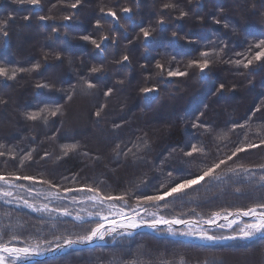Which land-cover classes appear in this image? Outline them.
I'll list each match as a JSON object with an SVG mask.
<instances>
[{
	"label": "trees",
	"instance_id": "obj_1",
	"mask_svg": "<svg viewBox=\"0 0 264 264\" xmlns=\"http://www.w3.org/2000/svg\"><path fill=\"white\" fill-rule=\"evenodd\" d=\"M74 2L41 0L33 7L0 0V21L12 17L7 37L0 33V66L32 69L40 64L34 71L18 72L14 80L0 77V175L31 176L46 181L36 182L41 187L59 192L90 186L102 195L124 196L122 202L147 216L199 225L216 213L264 211V57L253 59L248 68L231 63H246L260 51L255 45L264 40V0H81L72 9ZM165 3L174 7L166 9ZM85 4L88 9L81 13ZM102 7L116 11L119 23L102 13ZM125 7L130 14L122 11ZM181 11L186 15L181 17ZM69 14L73 18L65 21ZM40 16L51 19L41 21ZM79 16L80 29H86L72 33ZM142 28L152 30L147 42ZM82 35L98 42L101 36L109 39L98 50L81 40ZM202 51L210 53L203 74L188 67L201 59ZM125 55L128 61H123ZM158 62L188 75L160 74ZM92 67L102 70L92 73ZM87 81L96 87L87 89ZM38 83L51 87L40 89ZM221 83L225 88L217 91ZM144 87L156 91L144 96ZM108 88L113 92L105 97ZM57 107L60 112L48 116L47 123L26 118ZM193 123L201 126L193 128ZM91 129H96L94 136ZM71 144L78 146L76 151L64 155L62 146ZM192 144L205 153L185 156ZM236 147L248 150L227 160ZM28 154L31 158L25 160ZM221 159L227 160L216 173L222 179L205 178L159 205L144 202L145 195L199 175ZM97 222L43 217L0 200V242L11 241V246L56 247L90 232ZM238 230L236 225L229 232L210 233L236 235ZM31 264H264V239L202 243L139 232Z\"/></svg>",
	"mask_w": 264,
	"mask_h": 264
},
{
	"label": "snow or ice",
	"instance_id": "obj_2",
	"mask_svg": "<svg viewBox=\"0 0 264 264\" xmlns=\"http://www.w3.org/2000/svg\"><path fill=\"white\" fill-rule=\"evenodd\" d=\"M13 3L19 4V5H30L33 7H39L41 4V0H12ZM81 3V0H75L74 3L70 4V7L72 9H76L77 6ZM164 8H172L174 7V5H172L171 3H165L163 5ZM100 11L102 13H104L106 16L111 17L113 22L119 23V17L116 11H113L111 9L107 10V12H105V9L102 7L100 9ZM122 11L125 14H130L131 13V9L128 7H125L122 9ZM186 13L181 11L180 16L183 17L185 16ZM73 17L71 14L69 15H65L63 17V19L65 21H69L71 20ZM12 19L11 16L8 17V19L0 21V33H2L5 37H7L8 32H7V26L9 21ZM25 20H28L29 17L25 16L24 17ZM39 19L41 21H45L48 19H51V17L48 16H40ZM160 25H163L164 20L161 19L158 22ZM217 23H219V21H217ZM101 26V20L97 19L95 27L97 29H99ZM225 27H228L227 24H225ZM55 31V29H53ZM141 33L143 36V39L145 42H147L150 38V36L152 35V30L151 29H145L142 28L141 29ZM176 34L173 33V36H175ZM81 40L86 41V42H90L92 45L95 46L96 49L100 50L102 48L103 43L109 39L108 36H101L99 42L96 39H93L91 36L89 35H82L80 37ZM256 48L260 49L259 52H257L255 54V56L251 59H247V62H243L242 60H235V61H231V63H234L236 66H240L241 64L243 65L244 68H248L249 65H251L253 63V59H255L256 61H260L262 57H264V40H261L258 44L255 45ZM238 55H240L238 53ZM200 57L201 59L199 60H192L189 62L188 67H195L198 68L200 73H205V70L209 68V64H210V53L207 51H202L200 53ZM57 59H60L59 56L56 57ZM129 57L127 55H125L123 57V61H128ZM117 63H121V61H117ZM157 69L161 70V73H163V71L167 70V74L169 77H183V76H187L188 72L187 71H180V70H172V69H165L164 65H162L161 63H157L156 64ZM40 68V64H34L32 69H25L22 67L19 68H11L9 69L8 67L5 66H0V77H3L4 79L7 80H14L16 78V74L18 72H29V71H34L36 69ZM102 69L99 67H92L90 69V71L92 73H99ZM37 88L43 89V88H50L51 85L44 83V84H40L38 83L36 85ZM86 87L87 89L91 90L94 89L96 87V85L90 81L86 82ZM225 88V85L223 83L220 84L219 89L217 91H222ZM142 93L144 94V96H148L149 93H153L156 91L155 88H150V87H144L141 89ZM113 92L112 88H108L107 91L104 92V96L108 97L111 95V93ZM69 99H71V97H69ZM103 109H101L100 111H97L95 113V115L97 117H99L101 115V111ZM260 109L257 108L256 111H259ZM60 112V108H55V109H40L38 112H33V113H28L26 114V118L30 121H37L38 119H43L45 123H47L48 120V116H52L55 117L57 116V114ZM47 113V114H45ZM200 115H204V113H200ZM197 119H199V117H197ZM249 119H251V117H249ZM201 125H198L196 123H193V128H197L200 127ZM205 130L207 131V126H204ZM235 127H239V128H243L244 125L241 124H236ZM264 143V142H262ZM77 145L76 144H71V145H63L62 146V151L64 152V155H67L69 152L72 151H76L77 149ZM253 147H257V145H252L249 144L248 148H253ZM248 149L245 147H236V149L232 152V154L230 156L227 157V160H232L233 157L237 156L238 153L241 152H245ZM195 153H200V154H204L205 150L203 147L198 146L196 144H192L191 146V150L190 151H185L184 155L188 156V157H192ZM0 155H4L3 152H0ZM31 158V154H28L24 159H30ZM227 160L221 159L219 160V162L217 163H213L211 164L209 167H207L206 169H204L203 171H201V173L199 175H190L187 177H183L181 179H179L176 182H173L170 184V186H168L166 188V190H164L163 192H157L156 194H152V195H145L143 197L144 202L146 203H154L159 205L162 201L167 200L170 197H180L182 196V194H184L188 189L193 188V186L195 185H199L201 184L202 181L205 180V178H208L210 181L211 180H220L222 179V177L220 175H217V170L221 168L222 165H225L227 163ZM163 163V162H162ZM235 171V170H233ZM245 171H247L245 169ZM169 176H172V172H168ZM27 180L29 182H46V181H36V179L34 177L31 176H12V177H8L5 175H0V182H3L6 185H9V187H11L12 185L10 184V180ZM262 180H264V177H262ZM51 186V185H50ZM68 191H87L89 193H92L93 195L90 197V199H92L94 202L96 203H104L105 201H112V200H121L123 201L125 199L124 196H112V195H102L100 193L99 190L95 189V188H84V189H69ZM0 196L2 197H11L12 193L9 191H2L0 192ZM6 203L8 201H5ZM139 203V201H138ZM23 206L26 208L31 209L34 212H52V211H56L58 213V215H62V216H68L70 215L69 211L67 209H49L48 205H43V207L38 208L33 204H30L27 200H24L23 202ZM261 209H264V204L260 205ZM120 215H123V213H120ZM219 213H216L213 215V217L211 218V220L209 221H205L206 223H211L212 221L215 220L216 216H218ZM229 215H232V213H229ZM237 216H252L254 217V222L251 224H246L243 228L240 229L239 231V235L238 237L236 236H232V237H225V239H242V240H251L256 238L257 236H259L261 239H264V211L261 212H257L256 208H248L247 210L244 211H238L236 213ZM227 218V217H225ZM79 219V218H77ZM107 219V217H101V220H105ZM237 221L233 220L231 223H236ZM180 223H187L186 221H182L180 219H164L163 217H156L153 219L152 222L148 223L146 221H137L135 219V217H127L126 218V223L125 222H120L119 224H117L116 222H113L112 227L108 228L107 230H105V225L103 222L97 224L96 227L92 228L90 232H87L84 235H80L78 236L76 239H71V238H66L64 240V243L61 244H57L55 249H41L40 244H36L34 246H26V247H15V246H11V241L9 242H0V264H19L20 261H24V260H29L31 257L33 256H39L43 254V251H47V250H51V251H62L64 248H72L76 245H83V244H91L94 240H103L104 237L106 235H110L112 232L116 231L117 227H122V228H129V229H136L137 227H140L142 224L146 225L147 227L151 228L153 231H157L158 230V225L160 224H165L168 225V233L170 235H175L176 233L173 232L172 230V225L175 224H180ZM231 223L229 224V226H231ZM127 235H131V232H127ZM181 235L184 236H190L193 235V233L191 231L189 232H184L181 233ZM198 238L201 240H207V241H215L217 239V237H214L212 235H208L205 232H200L198 234ZM3 237L0 236V240H2ZM18 239V237L13 236L12 240H16Z\"/></svg>",
	"mask_w": 264,
	"mask_h": 264
},
{
	"label": "rangeland",
	"instance_id": "obj_3",
	"mask_svg": "<svg viewBox=\"0 0 264 264\" xmlns=\"http://www.w3.org/2000/svg\"><path fill=\"white\" fill-rule=\"evenodd\" d=\"M162 1V0H161ZM84 9H88V6L83 7L81 10V13L84 11ZM80 13V14H81ZM84 16V15H83ZM82 21V22H81ZM78 22V23H77ZM80 23V25H79ZM81 24H83L82 17L79 16V20L77 21L76 19L74 20V25L71 32L76 33V32H82L84 27L81 28ZM85 26V25H84ZM226 99V98H225ZM224 100H220V104L223 103ZM227 101V99H226ZM75 119V113L73 114ZM77 116V115H76ZM74 122V120H71V123ZM84 122V120H82ZM90 130V129H89ZM91 131H94L92 136L96 133V129H91ZM94 138V137H93ZM40 141H37L36 146L41 145L39 143ZM62 150V148H61ZM36 157V156H35ZM34 157V158H35ZM33 158V159H34ZM32 159V160H33ZM35 162V161H33ZM10 184L12 185L9 187V185L4 184L3 182H0V192L2 191H9L12 193L11 197H2L0 196V200L8 201L7 204L9 205H15V207H24L23 202L24 200H27L30 204L35 205L38 208L43 207V205H48L49 209H67L70 213V215L66 216L67 218H70L74 222H83L88 219H96L98 222L97 224L103 222L105 225V230L108 228H111L112 226V221H117L118 219L124 218L126 221L127 217H135L137 221H146L148 223L152 222L154 218L159 217V216H147L144 214V212L141 210V208L137 207H128L124 202L120 200H112V201H105L104 203H96L90 197L93 195L92 193H89L87 191H69V192H59L55 189H49V188H44L41 187L38 183L36 182H29L27 180H10ZM90 187V186H89ZM29 209V208H28ZM31 210V209H30ZM258 212V211H257ZM39 213V215L43 217H48V218H54L58 216V213L56 211L52 212H36ZM120 213H123V215H120ZM259 213V212H258ZM229 214L226 215H218L216 216L215 220L212 221L211 223H203V225H193V224H187V225H182L180 224H175L172 225V230L175 232V235H170L168 233V227L165 224H160L158 225V230L153 231L151 228L147 227L146 225H141L140 227L136 228V231L131 232V230L128 229H123L121 227H117L115 232H112L110 235H106L103 240H95L96 243L102 242V241H107L111 240L112 237H117L121 235H126L128 237L134 236L135 234L139 232H144V233H153L155 235L163 236V237H179V238H193L196 239L202 243L207 242V240H201L198 238V234L200 232H205L208 235H212L214 237H217L215 241L216 243H223L226 241H230L231 239H225V237H232L236 236L238 237L239 234L236 233V235H231V234H218L214 235L210 233L211 230L214 229H221L224 230L225 232H229L232 228H234L236 225H239V230L243 228L246 224H251L254 222V217H251V219H248L246 216L244 218H238V217H230L225 219ZM101 217H107L105 220H101ZM79 218V219H77ZM211 220V219H210ZM233 220L237 221L236 223H231ZM209 221V220H208ZM231 223V226L229 224ZM119 224V222L117 223ZM97 226V225H96ZM94 226V227H96ZM93 227V228H94ZM123 229V231L121 230ZM135 230V229H133ZM191 231L193 235L190 236H184L181 235V233L184 232H189ZM127 232H131V235H127ZM16 247V246H15ZM54 247H43V249H54ZM43 251V254L48 252ZM40 256V255H39ZM38 256H33L29 260H24L20 261L19 263L24 264H31L37 261L41 260H35L34 262H26V261H32L31 259H34Z\"/></svg>",
	"mask_w": 264,
	"mask_h": 264
},
{
	"label": "water",
	"instance_id": "obj_4",
	"mask_svg": "<svg viewBox=\"0 0 264 264\" xmlns=\"http://www.w3.org/2000/svg\"><path fill=\"white\" fill-rule=\"evenodd\" d=\"M237 213V212H236ZM236 213H232V215H228L227 218H230V217H238V218H244L246 216H237ZM252 216H249V217H246L248 219H251ZM225 218V219H227ZM187 223H181L182 225H187V224H195V225H198L196 222H193V221H186ZM96 243V241L94 240L91 244H83V245H76L72 248H64L62 251H51L49 250L48 252L34 258V259H31L32 261H26V262H34L35 260H44L46 258H50V257H54L62 252H64L65 250H68V249H83V248H87V247H91L93 246L94 244ZM62 245V244H61ZM56 248V247H55ZM54 248V249H55ZM19 264H22V263H19ZM25 264V262H24Z\"/></svg>",
	"mask_w": 264,
	"mask_h": 264
},
{
	"label": "bare ground",
	"instance_id": "obj_5",
	"mask_svg": "<svg viewBox=\"0 0 264 264\" xmlns=\"http://www.w3.org/2000/svg\"><path fill=\"white\" fill-rule=\"evenodd\" d=\"M1 201H3L4 203H6L4 200H1ZM125 222L126 223V221L124 220V218H122L121 219V217H120V219H118L117 221L115 220V221H112V224H113V222H116V223H120V222ZM197 223V222H196ZM198 224V223H197ZM193 225H195V224H193ZM199 225V224H198ZM168 226V225H167ZM112 227V226H111ZM122 228V227H121ZM123 229H128V230H131V232H134V231H136V229L135 230H133V229H129V228H123ZM123 229H121L122 231H123Z\"/></svg>",
	"mask_w": 264,
	"mask_h": 264
}]
</instances>
